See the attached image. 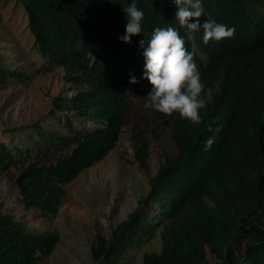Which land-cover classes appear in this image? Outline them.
Segmentation results:
<instances>
[{
	"label": "trees",
	"instance_id": "trees-1",
	"mask_svg": "<svg viewBox=\"0 0 264 264\" xmlns=\"http://www.w3.org/2000/svg\"><path fill=\"white\" fill-rule=\"evenodd\" d=\"M131 2L22 0L40 70L60 67L72 89L53 99L51 121L0 129V171L21 167L11 181L25 214H55L63 186L112 150L131 101L150 92L142 53L152 32L175 27L204 84L203 122L171 115L175 153L110 238L96 235L93 264H123L158 228L161 249L144 253L142 264H264V0H202L201 28L191 33L176 21L173 0H138L142 31L124 43ZM207 20L234 27V36L205 44ZM8 78L26 75L0 68V84ZM133 143L144 167L146 141L133 132ZM56 242L0 211V264H38Z\"/></svg>",
	"mask_w": 264,
	"mask_h": 264
},
{
	"label": "rangeland",
	"instance_id": "rangeland-1",
	"mask_svg": "<svg viewBox=\"0 0 264 264\" xmlns=\"http://www.w3.org/2000/svg\"><path fill=\"white\" fill-rule=\"evenodd\" d=\"M22 0H0V68L24 72L23 82L8 78L0 84V129L50 120L52 101L72 86L63 79L60 67L40 70L39 54L33 46ZM131 101L130 109L112 150L65 184L64 195L53 215L25 214L11 178L21 167L0 171V211L10 213L28 229L50 232L57 237L52 251L38 264H93L91 249L96 235L110 238L114 227L137 208L146 195L148 181L166 154L175 153L171 140V115L144 108V97ZM133 132L147 144L142 167L135 158ZM2 134L0 132V138ZM22 167L28 164L23 161ZM160 229L128 249L123 264H142L143 254L159 252ZM244 245L241 243L240 247Z\"/></svg>",
	"mask_w": 264,
	"mask_h": 264
},
{
	"label": "clouds",
	"instance_id": "clouds-1",
	"mask_svg": "<svg viewBox=\"0 0 264 264\" xmlns=\"http://www.w3.org/2000/svg\"><path fill=\"white\" fill-rule=\"evenodd\" d=\"M177 11L175 19L180 27L190 33L201 28L200 18L204 14L202 0H173ZM138 0H132L123 11L127 16L126 34L120 37L124 43H130L131 37L141 34L144 11L138 7ZM194 21V22H193ZM203 42L221 41L232 38L234 27H229L214 20H207L202 25ZM143 48L145 40L139 41ZM143 79L151 85V90L144 97V108L153 109L165 115L178 113L195 125L201 124L200 111L206 109L204 84L199 68L192 53L186 47L185 39L177 28L172 26L156 27L151 34L147 47L143 50ZM131 84L139 81L132 76ZM210 147L212 140L205 142Z\"/></svg>",
	"mask_w": 264,
	"mask_h": 264
}]
</instances>
